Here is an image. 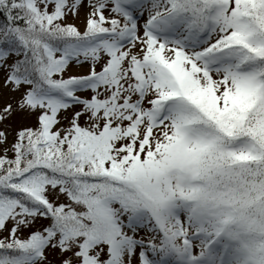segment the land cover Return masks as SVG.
<instances>
[{
  "label": "snow or ice",
  "instance_id": "obj_1",
  "mask_svg": "<svg viewBox=\"0 0 264 264\" xmlns=\"http://www.w3.org/2000/svg\"><path fill=\"white\" fill-rule=\"evenodd\" d=\"M0 264H264V0H0Z\"/></svg>",
  "mask_w": 264,
  "mask_h": 264
}]
</instances>
